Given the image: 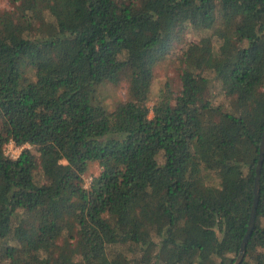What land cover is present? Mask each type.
I'll return each mask as SVG.
<instances>
[{
	"label": "trees",
	"instance_id": "trees-1",
	"mask_svg": "<svg viewBox=\"0 0 264 264\" xmlns=\"http://www.w3.org/2000/svg\"><path fill=\"white\" fill-rule=\"evenodd\" d=\"M9 2L0 264H233L264 133V0ZM164 61L177 77L150 106ZM121 79L126 97L109 106L102 86ZM259 181L241 264H264V163Z\"/></svg>",
	"mask_w": 264,
	"mask_h": 264
},
{
	"label": "rangeland",
	"instance_id": "rangeland-1",
	"mask_svg": "<svg viewBox=\"0 0 264 264\" xmlns=\"http://www.w3.org/2000/svg\"><path fill=\"white\" fill-rule=\"evenodd\" d=\"M0 7L5 9H11L12 5L9 2V0H0ZM197 38V35L194 33H190L188 37V41L185 43H182L174 48V52L178 53L181 51L183 47L188 43L193 42ZM176 62L174 61H164L157 67V78L155 80L154 88L151 89L149 93V105L153 106L155 103V100L157 99L160 91V87L162 86L164 80H166L168 77H171L173 79L174 77H177L176 68H175ZM176 80V79H175ZM130 81L128 79H121L115 82H107L104 83L102 86V92L105 95L106 102L109 104V106L114 105V103L118 100H121L126 97L127 88L129 86ZM214 97L213 99L218 104L225 103L226 99L221 96V90L217 83L215 82L214 88H212V92ZM28 147H31L30 145H26ZM24 146H16L12 142L7 144L6 146V152L11 157H18L21 153ZM99 172V166L98 164H94L90 167L88 172L85 174V185L89 186L93 177L98 174Z\"/></svg>",
	"mask_w": 264,
	"mask_h": 264
},
{
	"label": "water",
	"instance_id": "water-1",
	"mask_svg": "<svg viewBox=\"0 0 264 264\" xmlns=\"http://www.w3.org/2000/svg\"><path fill=\"white\" fill-rule=\"evenodd\" d=\"M264 163V133L262 137V142H261V148H260V155H259V161L257 165V176H256V183H255V198H254V204L252 208V213H251V218L249 222V228L248 231L243 239L242 245H241V250L240 253L235 260L233 264H241L246 253V246L247 242L249 240V237L251 236L253 232V228L255 226V220H256V214H257V207L259 203V198H260V175H261V169Z\"/></svg>",
	"mask_w": 264,
	"mask_h": 264
}]
</instances>
